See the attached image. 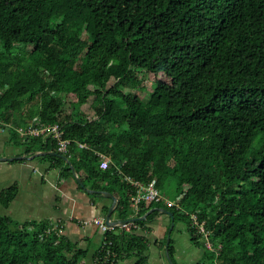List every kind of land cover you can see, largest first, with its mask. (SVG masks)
<instances>
[{
	"label": "trees",
	"instance_id": "obj_1",
	"mask_svg": "<svg viewBox=\"0 0 264 264\" xmlns=\"http://www.w3.org/2000/svg\"><path fill=\"white\" fill-rule=\"evenodd\" d=\"M142 74L156 76L147 99L134 92ZM0 122L17 141L18 127L60 124L70 162L49 160L117 194L125 219L126 177L153 182L180 208L142 204L137 218L168 208L199 245L197 213L213 242L204 264H264V0H0ZM24 139L26 153L56 152L51 137ZM17 194L2 189L0 206ZM48 227L0 214V264H82L85 252ZM105 237L96 264H148L135 228Z\"/></svg>",
	"mask_w": 264,
	"mask_h": 264
},
{
	"label": "crops",
	"instance_id": "obj_2",
	"mask_svg": "<svg viewBox=\"0 0 264 264\" xmlns=\"http://www.w3.org/2000/svg\"><path fill=\"white\" fill-rule=\"evenodd\" d=\"M10 130L12 129L6 128L5 131H0V191L17 184L18 194L7 207L0 206V214L17 223L35 221L55 226L62 224L63 234L76 249L85 252L82 264H96V254L103 247L105 235L92 220H105L114 203L112 198L104 194L109 192L86 186L76 173L62 178L60 168L53 165L54 162L49 160L48 155L43 154L45 151L37 149L34 154L26 153V136L19 134L21 139L17 141ZM47 137L43 136L44 139ZM75 175L82 184L76 181ZM92 177L97 179L98 175ZM109 194L119 200L117 194ZM162 209L168 208L151 209L147 215L154 210L159 213L153 220L135 228L148 239V264H170L167 252L171 241L174 247V264H204L207 251L204 243L196 245L187 224L176 220L175 216L171 217ZM131 218H137L135 213L127 219ZM111 220H125L118 206L112 212ZM200 241L203 242V238ZM136 261V257H127L116 264H135Z\"/></svg>",
	"mask_w": 264,
	"mask_h": 264
},
{
	"label": "built area",
	"instance_id": "obj_3",
	"mask_svg": "<svg viewBox=\"0 0 264 264\" xmlns=\"http://www.w3.org/2000/svg\"><path fill=\"white\" fill-rule=\"evenodd\" d=\"M2 125V124H1ZM17 132L21 136H48L51 137L56 142V152L62 155L70 154V145L71 140L64 138V131L60 124H47V125H27L16 128ZM1 131H5V128L2 125ZM80 148H86L87 145L85 143H78ZM99 156L102 158L101 166L102 168H107L109 166L110 160L104 154L99 153ZM126 180L134 187L135 193L131 197V208L135 215H137L141 209L142 204L148 206L151 203H166L168 206L173 207L176 205L175 201L168 198L166 194L162 193L153 182L150 183H142L136 180H133L131 177H126ZM182 197V196H181ZM190 227L196 231L197 234L201 235L204 241V246L206 249H213V242L211 240L210 231L206 226V222L204 220H200L197 213H190ZM94 224H96L101 232L106 235L107 232H117L115 226H109L106 224L103 218H96L92 220ZM137 224L134 222H130L127 224L120 225V229H125L127 231L136 228ZM44 233H56L57 235L63 234L62 224L52 225V227H48ZM111 242L105 237L104 244L102 247V252H106V256H109L110 250L109 246ZM109 261V258H108Z\"/></svg>",
	"mask_w": 264,
	"mask_h": 264
},
{
	"label": "water",
	"instance_id": "obj_4",
	"mask_svg": "<svg viewBox=\"0 0 264 264\" xmlns=\"http://www.w3.org/2000/svg\"><path fill=\"white\" fill-rule=\"evenodd\" d=\"M43 154H45V155H57V156H60L61 158H63L68 163L70 162V160H69V158L67 156L59 154V153H56V152L45 151V152H43ZM6 160H9V159H6ZM75 177H76V181L79 184H82L80 178L78 176H76V175H75ZM88 191L92 192L90 190H88ZM104 194L108 195L110 198H112L114 200V203H113L112 207L109 209V212L106 214V217H105V222H106L107 225H109V226L123 225V224H127V223H130V222H134L136 220H143L146 217L147 214L145 216L141 217V218H131V219H125V220H120V221L111 220V214L114 211V209L119 205V200L115 196H113L112 194H109V193H104ZM162 211L167 213V214H169L171 217L174 216L173 212L168 210V209H162ZM168 242H169V238H168ZM167 257H168V260H169L170 264H174L173 260L170 257L168 252H167Z\"/></svg>",
	"mask_w": 264,
	"mask_h": 264
},
{
	"label": "rangeland",
	"instance_id": "obj_5",
	"mask_svg": "<svg viewBox=\"0 0 264 264\" xmlns=\"http://www.w3.org/2000/svg\"><path fill=\"white\" fill-rule=\"evenodd\" d=\"M83 69L82 61L81 59L76 64V70L77 72H80ZM163 75H159L158 78H162ZM142 79H144L143 87L141 89H134V92L140 96L142 99H147L149 96V92L153 89V80L156 79V76L154 75H144L142 74ZM82 109L88 114V116H92V112L89 108V104L82 107ZM2 122H0V131L2 128ZM5 129L9 128V126H3ZM116 230L120 232V226H115Z\"/></svg>",
	"mask_w": 264,
	"mask_h": 264
}]
</instances>
